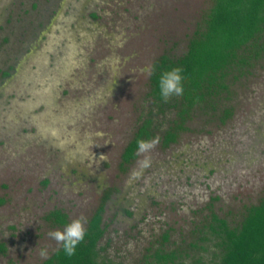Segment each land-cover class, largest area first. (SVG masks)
<instances>
[{
  "label": "rangeland",
  "instance_id": "1",
  "mask_svg": "<svg viewBox=\"0 0 264 264\" xmlns=\"http://www.w3.org/2000/svg\"><path fill=\"white\" fill-rule=\"evenodd\" d=\"M212 4L0 0V264H42L58 248L47 233L65 225L50 213L88 224L100 204L113 264H145L156 248L213 264V215L236 226L264 197V52L184 119L181 98L155 101L145 72L183 55ZM147 118L159 144L123 163Z\"/></svg>",
  "mask_w": 264,
  "mask_h": 264
},
{
  "label": "trees",
  "instance_id": "2",
  "mask_svg": "<svg viewBox=\"0 0 264 264\" xmlns=\"http://www.w3.org/2000/svg\"><path fill=\"white\" fill-rule=\"evenodd\" d=\"M263 34L264 0H213L204 18L202 30L195 31L183 55L171 59L163 54L154 63L155 71L149 77L151 95L155 101L164 104L158 89L159 75L163 71L180 67L184 78V95L181 97L182 109L179 114L184 119L183 113L188 112L196 103L227 88L225 79L231 69L239 68L240 65L251 66L252 60L262 56ZM6 75L8 72L4 76ZM161 103L158 104L160 110ZM228 113L226 110L224 117ZM150 124L151 118H147L138 127L124 148L123 163L136 157L137 139L153 137ZM180 126L177 124L176 127ZM174 140L175 133L172 129L164 132L163 144ZM105 199L106 197L102 201ZM102 209L103 205L100 204L88 220L85 239L77 246L75 255L68 257L62 249H56L42 264H113L110 259L100 254L98 242L104 232L101 226ZM49 217L59 224H66L67 216L59 210L52 211ZM213 221L215 224L209 226L219 239L215 245L220 250L218 254H213V264H264V197L258 204L247 208L246 214L236 226H230L224 218L216 215H213ZM166 237L165 234L164 238ZM4 249V245L0 244V253ZM144 263L185 264L176 250L164 251L161 248L148 254Z\"/></svg>",
  "mask_w": 264,
  "mask_h": 264
},
{
  "label": "clouds",
  "instance_id": "3",
  "mask_svg": "<svg viewBox=\"0 0 264 264\" xmlns=\"http://www.w3.org/2000/svg\"><path fill=\"white\" fill-rule=\"evenodd\" d=\"M155 71L154 66H149L145 69L148 75H152ZM182 69L174 67L169 70L163 71L158 78L159 94L164 103H168L173 98L179 99L184 95ZM159 136L152 139L139 138L136 141L137 153L145 154L151 152L158 144ZM101 159L105 157L101 156ZM151 161L145 158L141 166L148 167ZM87 218L79 216L67 222L63 229L51 230L47 233L48 237L56 242L58 245L57 251L63 250L64 254L68 257L75 255L77 246L81 244L86 236ZM41 258H47V249H42L39 252Z\"/></svg>",
  "mask_w": 264,
  "mask_h": 264
}]
</instances>
